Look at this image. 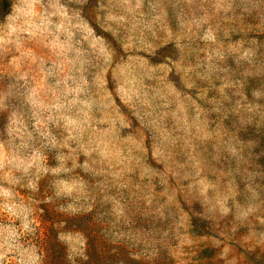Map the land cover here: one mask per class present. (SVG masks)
<instances>
[{
	"label": "rangeland",
	"instance_id": "374dc122",
	"mask_svg": "<svg viewBox=\"0 0 264 264\" xmlns=\"http://www.w3.org/2000/svg\"><path fill=\"white\" fill-rule=\"evenodd\" d=\"M0 264H264V0H0Z\"/></svg>",
	"mask_w": 264,
	"mask_h": 264
}]
</instances>
